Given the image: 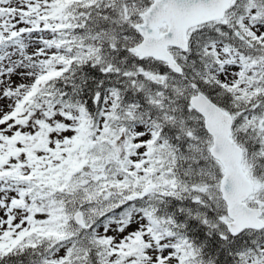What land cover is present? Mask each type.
I'll return each instance as SVG.
<instances>
[{
  "label": "snow or ice",
  "instance_id": "snow-or-ice-1",
  "mask_svg": "<svg viewBox=\"0 0 264 264\" xmlns=\"http://www.w3.org/2000/svg\"><path fill=\"white\" fill-rule=\"evenodd\" d=\"M0 264H264V0H0Z\"/></svg>",
  "mask_w": 264,
  "mask_h": 264
}]
</instances>
